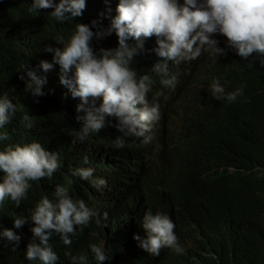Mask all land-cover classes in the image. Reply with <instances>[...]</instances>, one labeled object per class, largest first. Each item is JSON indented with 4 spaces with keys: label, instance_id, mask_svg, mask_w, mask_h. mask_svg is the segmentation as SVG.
Instances as JSON below:
<instances>
[{
    "label": "clouds",
    "instance_id": "1",
    "mask_svg": "<svg viewBox=\"0 0 264 264\" xmlns=\"http://www.w3.org/2000/svg\"><path fill=\"white\" fill-rule=\"evenodd\" d=\"M99 5L95 18L88 22L81 21L89 11V7L84 10L86 0H31L29 5V11L51 9L48 14L57 22L75 17L81 22L74 23L67 39L57 37L54 45H45L44 51L51 53V61L41 59L25 71L26 89L33 97H39L47 83L45 74L58 66L59 83L78 100L74 119L79 127L67 129L69 136L82 142L99 132L106 118H112L113 127L121 133L113 140L114 146H123L124 137L128 136L137 137L129 140L141 146L151 145L153 140L157 141L154 130L162 111L171 101L176 106L179 96L189 101L190 114L186 122L177 121V128L172 131V136L177 132L174 142L185 139L193 127L199 129L198 136L203 139L213 128L238 134L239 129L234 128L237 111L260 122L259 114L264 111V0H108ZM101 8L107 12L106 27L98 24ZM113 33L115 47L94 48V40ZM145 43H151V48H146ZM223 60L234 69L223 65ZM177 65L194 68L185 70L189 79L183 91L167 97L168 89L178 82L171 72ZM16 112L17 105L9 93H0V142L9 139L5 126ZM23 119L25 127H32L28 115ZM209 124L213 127L207 130ZM170 139L156 142L158 149L166 151ZM220 141L227 145L231 139L223 137ZM218 160L208 168H172L175 176L186 173L184 183L175 179L167 192L159 191L151 208L119 227L117 234L133 235L132 246L142 264H161L168 259L173 264L174 255L188 252L196 245L200 237L191 233L197 230L196 226L186 223L204 222L217 210L210 213L211 201L196 195L192 212L179 219L171 196L189 183L212 180L221 174L227 178L233 173L226 161ZM59 166L58 154L36 140L4 144L0 148V204L9 199L18 206L32 181L52 177ZM93 172L92 167H78L72 175L90 180L97 187L105 185L106 181L94 177ZM68 183H72L71 178ZM169 203L174 216L162 211ZM107 217L106 211L100 213L83 199L74 198L65 185L56 184L52 198L42 196L27 215L13 216L12 228H0V240L11 244L15 251L20 235L13 229L31 223L32 236L25 245L24 258L39 264H57L59 258L49 243L54 234L59 235L63 244L70 245V234L76 226L87 225L90 220L100 225ZM180 234L184 235L183 240ZM89 250L95 264L110 261L103 242L90 244ZM147 254L155 255L154 260H144ZM65 255L70 264H84L86 260L83 254Z\"/></svg>",
    "mask_w": 264,
    "mask_h": 264
},
{
    "label": "trees",
    "instance_id": "2",
    "mask_svg": "<svg viewBox=\"0 0 264 264\" xmlns=\"http://www.w3.org/2000/svg\"><path fill=\"white\" fill-rule=\"evenodd\" d=\"M105 1L108 0H86L84 10L89 7V11L81 21L95 18L101 7L99 4ZM30 4L31 0H0V93L8 92L17 105L14 118L5 126L9 139L0 142V148L4 144L36 140L45 149L58 154L60 166L52 177L32 181L18 206L9 199L0 204V228H12L14 215H27L42 196L52 198L54 186L63 184L74 198L83 199L100 213L106 211L108 217L100 225L90 220L87 225L76 226L75 232L70 234V245L63 244L59 235L54 234L49 243L59 258L57 264H70L65 252L83 254L86 257L84 264H95L89 245L102 242L110 258L107 264H142L132 246L133 235L117 234L119 227L151 208L155 201L150 205L145 202L156 196V192H167L175 179L184 183L186 173L175 176L173 169L208 168L220 158L233 168L227 178L221 174L212 180L195 181L171 196L179 219L192 212L197 196L211 201L210 213L217 210L204 222L186 223L196 226L197 230H191V233L193 237L199 235L200 239L188 252L174 255L173 264H264V111L259 114L260 122H253L244 111H237L234 128L239 129L238 134H228L224 128L210 129L213 124H209L206 129L210 130L204 139L198 136L199 129L193 127L185 139L174 142L177 132L172 136V131L176 129L177 121L186 122L190 114L187 111L189 101L179 96L176 106L171 101L162 111L161 121L154 130L157 141L153 140L151 145L141 146L129 140L137 137L128 136L124 137L123 146H114L113 140L121 133L113 127L115 121L112 118H106L105 126L99 132L90 134L82 142L77 141L67 134V129L79 127L74 119L78 100L59 83L58 66L54 65L45 74L47 83L42 86L44 94L39 97H33L26 89L25 71L34 68L41 59L51 61V53L44 51L45 45H54L57 37L67 39L74 23L81 22L79 17L57 22L48 14L51 9L29 11ZM98 24L107 26V12L102 8ZM115 45L114 33L93 41L94 48ZM145 47L151 48V43H145ZM149 56L153 57L152 54ZM222 64L234 69L225 60ZM192 68L194 66H174L171 72L176 74L178 82L168 89L167 97L175 96L182 89L185 70ZM37 72L41 74L39 69ZM25 115L31 118L32 127H25ZM223 137L230 138L231 142L222 145ZM164 138H171L169 147L160 151L156 142ZM172 145L174 149L169 151ZM78 167H92L93 176L103 178L106 184L97 187L90 180L73 176V170ZM157 173L165 176L163 179L159 176L153 184ZM153 185L155 190L146 198L145 188ZM162 211L174 216L170 203ZM30 227L31 223H25L21 228L13 229L20 235L15 251L11 244L5 245L0 240V264H39V261L30 262L24 258L25 245L32 236ZM180 238L183 240L184 235L180 234ZM170 263L168 259L161 264Z\"/></svg>",
    "mask_w": 264,
    "mask_h": 264
},
{
    "label": "bare ground",
    "instance_id": "3",
    "mask_svg": "<svg viewBox=\"0 0 264 264\" xmlns=\"http://www.w3.org/2000/svg\"><path fill=\"white\" fill-rule=\"evenodd\" d=\"M188 79H189V75H188V73H186L185 74V76H184V80H183V85H182V88H184V86H185V84H186V82L188 81ZM182 90V89H181ZM177 128V127H176ZM172 149H174L173 147H172ZM160 176V178H164V176L165 175H161V173H157L155 176H154V183L153 184H155L156 183V181H157V178ZM172 178V177H171ZM158 181H160V180H158ZM155 185H153V186H151V187H149V188H145V194H144V196L146 197V198H148L152 193H153V191L155 190ZM157 192H156V196H153L152 198H151V200H149V202H145L146 203V205H150L151 203H153L154 201H156V199H157ZM139 203H140V201H139ZM155 255H149V254H147V257L144 259V260H149V261H153L154 259H152L153 257H154ZM157 260V259H156ZM155 260V261H156Z\"/></svg>",
    "mask_w": 264,
    "mask_h": 264
}]
</instances>
